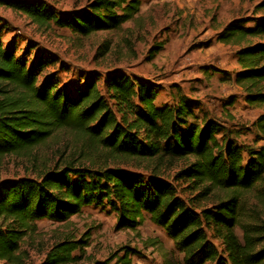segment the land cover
<instances>
[{"label":"trees","instance_id":"obj_1","mask_svg":"<svg viewBox=\"0 0 264 264\" xmlns=\"http://www.w3.org/2000/svg\"><path fill=\"white\" fill-rule=\"evenodd\" d=\"M140 6L141 0H88L84 10L58 16L39 2L0 0V7L32 23L80 37L118 31ZM255 8L264 11V0ZM247 23L231 20L216 41L236 47L233 80L244 103L264 108V17ZM161 49L152 46L147 61ZM21 60L0 42V160L29 155L57 132L82 145L89 160L87 166L66 162L34 178L0 182V261L20 264L21 242L36 231L37 222L61 223L83 208L105 205L115 215L117 231L146 219L161 228L182 264H264V113L251 125L255 145H261L250 146L238 143L239 132L198 116L183 96L173 105L155 106L157 90L144 80L116 72L101 85L87 78L71 91L57 87L52 74L38 86V77L55 63L39 56L26 68ZM180 162L185 163L174 175L176 185L160 176L164 165ZM117 164L147 165L151 177L144 181ZM178 183L190 197H178ZM87 237H67L42 264H73ZM133 253L123 247L93 264H132Z\"/></svg>","mask_w":264,"mask_h":264},{"label":"rangeland","instance_id":"obj_2","mask_svg":"<svg viewBox=\"0 0 264 264\" xmlns=\"http://www.w3.org/2000/svg\"><path fill=\"white\" fill-rule=\"evenodd\" d=\"M39 2L58 16L84 10L88 0H25ZM261 0H141L139 13L118 31L98 32L88 37L74 35L54 25H37L25 16L0 7V42L11 50L26 68L42 56L55 63L38 77L37 85L48 76H57V87L73 90L81 81L94 78L99 85L112 73H123L133 80H144L157 90L155 106L173 105L178 97L193 102L198 116L218 121L239 132L238 143L255 145L252 123L264 113L262 107L244 103L241 89L234 83L238 71L236 47L216 41L231 20H249L246 26L264 17L256 10ZM259 41L253 40V43ZM161 45V51L147 61L148 50ZM81 86V85H80ZM232 103L231 105H228ZM87 150L69 135L57 132L29 155L8 156L0 160V182L23 177L34 178L56 164L71 162L87 166ZM82 157V158H81ZM185 162L170 168L164 165L160 176L173 181ZM121 170L150 179L147 165L135 168L117 164ZM150 166V165H149ZM185 185L177 184L180 199L191 195ZM116 218L110 209L83 208L65 222L41 220L36 231L20 245V264H42L51 248L67 237L79 240L87 235L88 245L73 264L104 262L120 248L133 249L132 264H182L179 254L165 232L146 219L134 229H115ZM239 234V233H237ZM219 247V242L214 240ZM112 261L109 264H114ZM0 264H7L0 261Z\"/></svg>","mask_w":264,"mask_h":264},{"label":"crops","instance_id":"obj_3","mask_svg":"<svg viewBox=\"0 0 264 264\" xmlns=\"http://www.w3.org/2000/svg\"><path fill=\"white\" fill-rule=\"evenodd\" d=\"M235 52V51H234ZM234 58H235V56H234ZM236 62V61H235ZM237 65V64H236Z\"/></svg>","mask_w":264,"mask_h":264}]
</instances>
